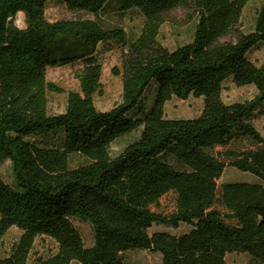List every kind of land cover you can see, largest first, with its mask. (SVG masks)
Here are the masks:
<instances>
[{
    "label": "trees",
    "instance_id": "1",
    "mask_svg": "<svg viewBox=\"0 0 264 264\" xmlns=\"http://www.w3.org/2000/svg\"><path fill=\"white\" fill-rule=\"evenodd\" d=\"M78 18L50 22L49 2ZM250 0H0V160L13 184L0 179V246L20 231L0 264H127L124 254L146 250L161 264H227L242 254L264 264V129L254 119L264 106V61L248 53L264 43V0L253 30L241 28ZM143 18L138 36L108 27L99 17L113 7ZM176 9L195 21L191 40L168 49L159 41L165 17ZM24 15V28L15 25ZM100 45L120 52V102L101 112ZM78 65L77 92L63 112L50 114L47 69ZM253 86L255 96L226 104V80ZM150 94V96H148ZM150 97V98H149ZM202 98L192 119H168L171 98ZM138 132L116 156L110 146ZM74 158L85 162L73 165ZM226 168L257 180L222 183ZM171 195L169 213L157 211ZM73 220L91 227L86 246ZM154 225L189 230L179 236L149 233ZM53 239L52 256L30 261L34 240Z\"/></svg>",
    "mask_w": 264,
    "mask_h": 264
},
{
    "label": "rangeland",
    "instance_id": "2",
    "mask_svg": "<svg viewBox=\"0 0 264 264\" xmlns=\"http://www.w3.org/2000/svg\"><path fill=\"white\" fill-rule=\"evenodd\" d=\"M262 0H250L244 7L241 16V28L245 33L253 30L256 11ZM48 21L74 20L78 18L94 19L89 14H77L68 11L63 4L58 1L48 3L45 11ZM99 21L108 27L122 28L129 39L138 36L143 27V18L136 11L121 15L114 9V5L108 8L99 18ZM165 23L161 26L159 32V41L168 49L173 50L178 46L187 44L191 40L194 19L182 10L176 9L165 17ZM15 25L18 28H24V15L19 13L15 18ZM100 59L102 62L101 89L102 92L94 97V105L98 111L105 112L110 110L120 102L122 84L119 76L115 72L120 70V52L114 45L99 46ZM248 59L256 66H260L264 61V43L258 45L248 53ZM78 65L47 69L46 81L61 89V93H48L47 110L50 114H58L64 111L66 104V95L68 92H77L79 89L77 72ZM256 94L253 86H235L231 80H226L222 86L221 98L224 103L231 104L235 102H244L251 100ZM150 96V94L148 95ZM150 98V97H149ZM202 98L189 97L186 100L171 98L164 106V115L168 119H192L198 116L202 110ZM254 125L258 131L264 129V106L262 111L254 119ZM138 132L123 136L110 146V155L116 156L121 150L134 140ZM85 162L81 158H74L72 164L77 165ZM0 179L5 183L13 184V176L10 163L7 160H0ZM257 180L254 176L240 172L234 168H226L222 177L218 180V185L222 183H249ZM173 208V197L171 195L164 197L160 201V208L157 211L169 213ZM74 226L80 232L86 246L92 243L91 227L88 223L73 220ZM189 227L180 225L178 228L154 225L149 230L150 234L156 232H166L179 236L186 233ZM20 231L11 228L5 235L0 246V253L6 254L11 251L17 243ZM56 242L45 236H39L34 240L30 253V261L37 258L46 259L57 252ZM124 260L127 264H161V256L157 253L146 250H134L124 254ZM227 264H252L249 257L242 254H228L225 258ZM78 264V263H73Z\"/></svg>",
    "mask_w": 264,
    "mask_h": 264
}]
</instances>
